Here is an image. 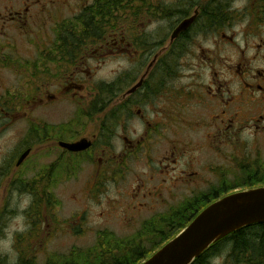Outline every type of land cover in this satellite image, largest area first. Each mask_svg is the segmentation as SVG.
Returning a JSON list of instances; mask_svg holds the SVG:
<instances>
[{
  "label": "rangeland",
  "instance_id": "1",
  "mask_svg": "<svg viewBox=\"0 0 264 264\" xmlns=\"http://www.w3.org/2000/svg\"><path fill=\"white\" fill-rule=\"evenodd\" d=\"M95 1L0 0V59L8 56L15 61L10 68H0V91L2 93L3 88L16 93L11 96L16 102L11 115H8L7 108L0 107V257L8 262L15 260L17 253H24L17 251L24 246L22 242L18 243V236L22 234L33 239L31 249L38 264H44L56 255H68L73 249L94 248L101 237L104 238L103 242L114 237L124 245L130 246L131 243L148 249L153 241L160 238L156 231L159 233L163 223L155 221L157 217L167 216V211L177 212L185 203L210 202L211 198L228 194V188H231L227 185L220 187L218 179L211 174V165L221 163L222 158L202 148L205 130L196 121V116L190 118V104L187 105L184 98V92L190 93L192 89L195 93L191 96L196 104L195 97H198L200 90L195 82L205 75L197 66L200 63L197 55L203 58L202 50L208 51L214 45L210 41L200 43L193 39L192 44L187 48L185 46V53L178 48L184 59L176 63L177 103L175 108L172 107V115L176 119V129H172L175 132H170L169 123L166 122L167 126L159 128L151 140L148 136L142 140L144 148L134 151L135 154L130 155L129 159L120 157L118 151L123 147L121 137L129 134L130 139H136L137 135L144 137L149 132L142 130L141 121L135 113L131 120L126 121L122 114L114 115L112 122L105 118V115L111 114L110 109L116 113L114 103L118 96L108 104L105 101L103 104L106 105L100 110L95 106L99 105L100 96L107 100L103 90L105 82L115 80L125 71L130 78L135 77L132 74L139 70L137 60L140 56H150V61L156 54L164 55L167 52V57L174 54L168 47L177 38L178 33L171 35L170 31V26L177 20L169 13L172 5L176 7L177 0H149L158 5L157 13L165 12L169 16L166 20H156L145 29L147 40L159 43L155 49H152L153 45H147L150 49H135V45L143 46L135 41L142 31V27L136 26L131 31L126 29V33L124 30L114 33L109 28L108 35L119 41V48L126 46L124 50L127 53L101 56L99 47L105 42L97 41L88 49L84 48L79 56L65 55L58 39L59 27L72 23L77 25L75 30L79 29L80 24L75 22V17ZM128 20V14H125L123 21L126 25ZM102 39L104 41V37ZM57 45L61 50H55ZM26 59L34 62L30 65L32 71L26 69ZM60 61H63V65H60ZM146 67L147 64L139 72L143 73ZM77 68L82 72L76 79L74 71ZM87 70L90 73L86 75ZM71 78L83 85L78 95L83 97L72 98L70 93L62 91L63 87L71 85ZM122 82L117 85L121 86ZM2 98L8 104L9 98ZM150 109L148 112L157 107L151 106ZM205 113V118L211 114L207 108ZM124 121L127 134L122 127ZM100 122L103 126H100ZM151 126L154 127V124ZM64 127L71 129L59 133ZM167 127L168 130L162 134ZM93 133L97 135L98 144L91 151L88 148L74 155L63 152L56 145L59 139L88 138ZM257 143L252 146V163L264 161V141L261 139ZM174 144L180 151L177 170L160 174L159 169L155 170L158 168L155 165L157 159L164 148L171 149ZM102 148L105 153L101 152ZM26 149H30V153L16 166L19 154ZM189 158L192 160L190 167L189 164L185 165ZM235 166L237 160L232 164L230 161L224 163L226 171H236ZM187 167L188 170H199L201 186L181 182L185 178L180 171ZM234 176L225 175L224 183L243 184L249 177L239 173ZM164 180L167 183L163 184ZM143 182L152 196H143L144 190L139 187ZM36 197L40 205L32 206ZM216 248L229 251V240L220 242ZM240 255L243 258L248 254ZM218 257L215 263L224 264L226 260L221 255ZM241 261L240 264H250Z\"/></svg>",
  "mask_w": 264,
  "mask_h": 264
},
{
  "label": "flooded vegetation",
  "instance_id": "2",
  "mask_svg": "<svg viewBox=\"0 0 264 264\" xmlns=\"http://www.w3.org/2000/svg\"><path fill=\"white\" fill-rule=\"evenodd\" d=\"M199 1L177 0L176 7L174 5L171 6L172 9L169 15H174L177 20L170 26L171 35L179 26L180 22L194 16V21L186 29L180 31L176 39L171 41L168 50L171 49V53H174L173 55L167 57V52L164 54L165 56L156 54L153 55L150 61H148L150 56L142 55L137 60L139 62V70L136 69L135 73L132 74L135 77L130 78L129 74L125 71L117 76L115 80L104 83L105 88L103 90H105V94L107 95V100H105L106 104L114 101L118 96L117 102L114 103L116 113L110 109L111 114L108 116L105 115V118L110 119V122H112L114 115L118 116L122 114L126 121L135 113V115H138V120L141 121L142 130L146 133L149 132L144 137L137 135L138 138L130 139L124 121L122 127L124 128V133L127 135L120 138L123 147L121 151H118L122 159H129L130 155L135 154L134 151L144 148L145 145L142 140L147 136L151 140L153 134L158 133L159 128L167 126L166 122L169 123L168 127L170 128V132L174 133L175 131L172 128L174 127L176 129V119L172 115V107L175 108L177 103L176 63L177 60L184 59L181 57L178 48H182V53H185V46L187 48L189 44H192L193 39H196L200 43L203 40L210 41L214 45L210 46L208 51L202 50L203 55H201L210 61H205L197 55V61L198 59L200 60L197 66L203 70V75H205L195 82L199 87L198 90H200L198 97H195L196 104L191 96L193 92L195 93V91L192 92V89L190 93L184 92V98L185 103L190 104V118L192 119L193 116H196V121L200 122L202 128L205 130L202 148L208 149L210 152L222 158L221 163H216L215 166L211 165V174H214L218 179L220 187L222 186L224 188L226 185L232 187L235 184H225L224 176L229 174L235 177L234 175L238 173L243 176L247 174L252 175V146H256L258 144L257 142L261 139L264 141V0H203L202 3ZM140 6L142 16L138 19L136 26L142 27L141 34L138 37L139 42L143 45L144 38L147 37L145 29H148L156 20H166L169 16L168 13L164 15L157 13L156 8L158 5L153 1L142 0ZM183 6H185V9H183ZM151 14L156 15V17L151 16ZM246 14L247 17H245ZM239 17L242 18L239 19ZM126 29L124 33H126ZM108 33L104 36V41H101L105 43L99 47V51H102L100 55L109 57V55L113 56V54L127 53L124 50L127 49L126 46L119 48L117 44L119 41L113 40L112 36L108 35ZM131 41L130 39L129 47L132 45ZM152 43H154L152 49H155L159 44L156 41ZM196 52L199 54L197 50ZM12 60L13 57H2L0 59V68L12 67L15 64V61ZM26 60H28L26 69L32 71L33 69L30 65L34 64V62L30 59ZM59 63L63 65V61ZM146 64L145 71L140 73L139 71ZM151 68L152 70L150 72ZM76 70L74 72L76 73L75 77L77 79L82 70L78 68ZM89 73L90 71L88 70L85 72L86 75ZM45 75L48 76V73L46 72ZM72 81L71 85L63 87L62 91L70 93L72 98H75L81 93L80 91L84 87L73 79ZM121 81H123L121 86H118L117 83ZM138 83H140V86L134 92L128 93ZM124 88L125 90H123ZM2 90L3 92L1 93L0 91V94L9 98V100L7 104V100L1 96L0 107L7 108L9 110L8 115H11V111L16 108V102H14L11 96H15L16 93L6 91L3 88ZM120 92L122 93L119 96ZM106 104L96 105L95 108L100 110ZM151 106L154 108L157 107V109L148 112L151 110ZM205 107L211 113L206 118L204 117V115L206 116ZM152 123L154 127L151 126ZM144 125L147 127H143ZM100 126H103L101 122ZM119 127H121V123ZM168 127L163 130L162 134L168 130ZM190 127L192 128V123ZM70 129V127H64V130L59 131V133L70 131ZM100 131L103 133V130ZM96 136L93 133L88 137L91 141L89 151L94 149L95 145L98 144ZM80 138L75 137L68 140L59 139L56 145L63 152L73 153L75 155L77 152L68 151L60 147L58 143L60 141L75 142ZM199 140H202V137H199ZM107 148L105 147V149ZM105 149L102 148L101 152L105 153ZM179 154L180 151L176 144L171 149L170 147L164 148L157 159L158 163L155 165L158 168H155V170L158 171L159 169L158 172L160 174L176 172L177 163H179ZM136 157L139 158L138 155ZM236 160V171H226L224 167L225 161H230L232 164L234 161L236 163ZM189 163H192L190 158L186 161L185 165L187 166ZM190 164L188 165L189 167L191 166ZM189 167L181 169L180 174L185 178H182L181 182L201 186L202 178L199 170H188ZM165 181L163 184L167 183ZM139 187L144 190L143 196H147V194L152 196L151 191L146 188L144 182ZM213 189L216 190V188ZM167 213V216H159L155 221L166 223L174 212L167 211L165 214ZM219 255L222 256V259L224 258L226 260L224 264H238L235 262V258L230 250L210 251L207 257L212 260L213 264H216L215 260L219 258ZM250 264L259 263L256 262V258L253 256Z\"/></svg>",
  "mask_w": 264,
  "mask_h": 264
},
{
  "label": "trees",
  "instance_id": "3",
  "mask_svg": "<svg viewBox=\"0 0 264 264\" xmlns=\"http://www.w3.org/2000/svg\"><path fill=\"white\" fill-rule=\"evenodd\" d=\"M141 1L142 0H96L93 4L84 7L80 14L75 17V22L78 23V25L80 24L79 29L75 30L74 28L77 27V25L72 23L59 27L60 33L58 39L60 40V45L65 55H81L84 48L88 49L89 46L95 44L97 41H103L102 38L109 32V28H112L114 33L125 30L126 27L128 31H131L133 28L135 29L138 19L142 16V10L140 9ZM125 14H128L129 18V23L127 25L125 21H123ZM164 14L166 13H161V15ZM151 16L156 17V15L153 14H151ZM144 39L143 46L139 44L135 45V49L139 47L141 50H144L147 45L151 47L154 44H151V42L147 40V37ZM135 41L139 42V37H136ZM60 45L55 46V50H60ZM150 47L147 48L150 49ZM99 102L96 103L103 104L105 103V99L100 96ZM246 177H248V181L243 184L233 185L231 188H228V193L240 187L244 189L263 186L264 161L257 160L255 163H252V178L249 174H247ZM217 197L218 196L209 199L211 201L207 203L195 204L196 201H193L180 206L178 211L172 213L169 217L170 220L168 218V221L162 224L159 233L156 231L160 238L153 241L148 249L131 243L130 246L124 245L119 239L114 237H111V239L108 238L107 240L105 239V242H103L104 238L101 237L98 239L94 248L73 249L68 255L53 256L44 264H140L180 232L207 204L214 201ZM37 205H40L38 197H36L32 206ZM27 213L29 214L30 211L27 210ZM37 223L38 222L34 224L35 227ZM32 240V238L30 239V237L25 234L19 235L18 243L20 244L22 242V245H24L22 247H26H21L17 251H24V253H17V257L11 262L0 257V264H38L36 256L33 254L34 250L31 249L30 242ZM225 240H229L230 242V251L234 255L236 263H241V260L250 263L251 258L254 256L257 263L264 264V223L249 225L235 231L230 236L213 244L191 264H213L212 260L207 257V254L210 251H219L216 247L220 242ZM25 252L29 253L26 254ZM245 253L248 255L240 258L242 257L240 254L243 255Z\"/></svg>",
  "mask_w": 264,
  "mask_h": 264
},
{
  "label": "water",
  "instance_id": "4",
  "mask_svg": "<svg viewBox=\"0 0 264 264\" xmlns=\"http://www.w3.org/2000/svg\"><path fill=\"white\" fill-rule=\"evenodd\" d=\"M194 16L184 19L174 34L187 28ZM140 83L128 93L134 92ZM58 145L71 152L88 149L91 141L80 138L75 142L60 141ZM30 153L23 151L17 161L19 166ZM264 223V185L237 190L217 198L205 206L180 232L162 245L140 264H191L212 244L246 226Z\"/></svg>",
  "mask_w": 264,
  "mask_h": 264
}]
</instances>
